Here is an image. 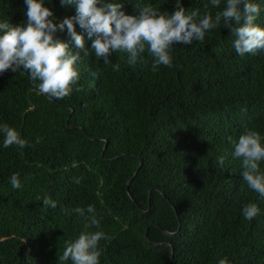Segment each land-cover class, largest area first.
<instances>
[{"label":"trees","instance_id":"obj_1","mask_svg":"<svg viewBox=\"0 0 264 264\" xmlns=\"http://www.w3.org/2000/svg\"><path fill=\"white\" fill-rule=\"evenodd\" d=\"M106 2H121L126 15H136L135 6L175 10V0ZM252 2L261 9L255 23L264 27V0ZM181 4L201 14L208 4L214 16L224 0L219 8L210 0ZM44 6L57 24L75 15L60 0H44ZM26 10L24 0H0V22L20 25ZM74 26L88 55L75 48L66 28L54 36L81 56L69 96L39 93L22 69L0 73V125L15 128L30 145L4 148L0 133V264H59L65 241L92 215L64 209L88 205L100 222L89 231L111 237L100 241V264H218L224 258L264 264V199L248 188L228 142L245 129L264 137V51L240 57L229 30L218 27L202 42L173 45V66L153 72L147 53L146 63L129 65L127 54L116 52L105 64L87 33ZM117 63L120 70L113 71ZM14 173L20 189L11 186ZM44 196L56 208H46ZM248 203L260 209L251 221L242 215ZM146 228L148 241L160 245L145 240Z\"/></svg>","mask_w":264,"mask_h":264},{"label":"clouds","instance_id":"obj_2","mask_svg":"<svg viewBox=\"0 0 264 264\" xmlns=\"http://www.w3.org/2000/svg\"><path fill=\"white\" fill-rule=\"evenodd\" d=\"M26 22L20 25H10L7 21L0 22V73L9 69L16 73L24 70L29 79L37 83L39 93L54 100H60L73 92V85L79 80V52H73L69 44L54 38L55 33L67 29L75 48L85 50L84 37L77 34L74 26L78 24L91 40V50L97 59L105 64L110 62L112 53L127 54V63L136 65L146 63L144 54L152 58L151 69L159 70L160 66L172 67V46L175 44L190 45L194 41L202 42L210 30L223 27L234 37L233 47L240 57L246 54L255 55L264 51V27L255 23L260 7L252 0H224L221 11L214 16L200 9H185L181 0H175L174 11L169 14L152 5L135 6L136 15H126L121 2H106V0H60L62 7H72L75 15L64 18L60 23H54L53 13L44 6V0H24ZM213 8H219L222 0H210ZM113 71H119L120 65L113 64ZM97 74L93 73L95 77ZM80 90V89H77ZM3 133V146H30L20 133L8 124L0 125ZM264 137L254 129H245L238 139L228 137L231 155L239 159L242 167V178L249 189L264 199V171L260 163L264 161ZM40 142L37 138L36 143ZM226 156L217 158L220 167L225 165ZM12 188L20 189L19 174L10 177ZM78 183V181H77ZM43 205L56 208V201L48 196L43 197ZM67 215L72 213L86 217L83 230L75 239L65 241L62 254L58 257L59 264L71 261V264H100L101 240L111 237L101 230L89 231L90 228H100V222L95 217V208L88 205L85 210L76 207L64 209ZM260 214L255 203H248L242 209L243 217L251 221ZM218 264H228L226 258Z\"/></svg>","mask_w":264,"mask_h":264},{"label":"water","instance_id":"obj_3","mask_svg":"<svg viewBox=\"0 0 264 264\" xmlns=\"http://www.w3.org/2000/svg\"><path fill=\"white\" fill-rule=\"evenodd\" d=\"M105 148V146H103V149ZM141 165V164H140ZM140 165L138 166V168L136 169V171L133 173V175L128 179L127 183H126V190H127V193L129 192L128 191V185L129 183L132 181V179L135 177V175L137 174V171L140 167ZM179 229V228H178ZM178 231V230H177ZM147 228L145 229V233H144V237H145V240L151 245V246H157V245H160V243H157V242H150L148 241L147 239ZM173 256V249L171 248V257Z\"/></svg>","mask_w":264,"mask_h":264}]
</instances>
